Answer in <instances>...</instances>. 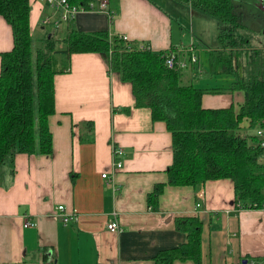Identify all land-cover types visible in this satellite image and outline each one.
Returning a JSON list of instances; mask_svg holds the SVG:
<instances>
[{
	"label": "crops",
	"instance_id": "0c3cea01",
	"mask_svg": "<svg viewBox=\"0 0 264 264\" xmlns=\"http://www.w3.org/2000/svg\"><path fill=\"white\" fill-rule=\"evenodd\" d=\"M108 1L111 13L99 7L84 8L55 28L41 22L53 8L45 1L30 0L32 34L38 28L44 35L52 31L57 36L70 28L108 30L111 40L124 34L135 47L174 51L188 63L180 69L184 78L198 87L229 88L235 80L225 71H208L210 52L221 46L222 24L217 17L179 0ZM233 2L241 14V28L245 23L259 27L255 33L263 48L264 11L259 0ZM251 2L259 5L261 16L244 12ZM185 10L197 21L191 27L178 21L177 14ZM209 15L217 20V32L204 44ZM12 47L11 25L0 15V70L1 53ZM191 48L196 61L191 60ZM62 67L54 77L55 113L49 116L53 152L18 153L15 172L10 162L4 165L0 264H155L153 257L160 250L187 240L186 233L175 227L179 216H198L203 221L201 264H244V258L253 263L252 259L264 257V206L241 208L229 178L207 180L195 187L168 184L172 133L164 120L152 119L149 107H133L132 84L122 80L118 71L109 70L108 57L76 52ZM219 73L223 74L217 77ZM244 102L241 89L205 93L202 98L206 108L234 105L236 112ZM124 106H132L131 112L114 110ZM113 146L123 150V167L117 171ZM103 172L108 176L103 177ZM158 183L165 186L153 207L148 195ZM201 188L203 199L198 193ZM58 205L78 217L64 222ZM115 217L121 229L112 232L107 224ZM26 219L36 225L25 226ZM173 264L197 263L188 259Z\"/></svg>",
	"mask_w": 264,
	"mask_h": 264
},
{
	"label": "trees",
	"instance_id": "16d2710c",
	"mask_svg": "<svg viewBox=\"0 0 264 264\" xmlns=\"http://www.w3.org/2000/svg\"><path fill=\"white\" fill-rule=\"evenodd\" d=\"M93 1L69 0L83 9H90ZM179 1L228 24L219 32L221 46L209 54V68L236 73L229 88L198 87L184 78L183 70L167 66L165 55L169 51L135 47L120 37L111 40L108 30L70 28L63 36L47 31L42 45L36 47L30 0H0V15L11 25L13 34L12 49L1 53L0 182L6 163L10 162L15 172L18 153L53 152L49 116L55 113L54 77L64 70L57 68L59 61L68 63L76 52H99L108 57L110 71H118L122 80L132 84L133 107H149L152 119L164 120L171 131L173 163L167 169L168 184L195 187L207 180L229 178L241 208L264 206V147L256 135V129L264 126V49H250L253 47H248V37L244 39L247 44L239 43L242 40L235 30L242 26V20L233 0ZM242 44L246 49L237 51L236 46ZM237 58L244 63L242 75L234 68ZM237 89L245 92V102L238 112L234 105L206 108L202 104L205 93ZM131 109L114 108L125 113ZM245 119L248 128L241 125ZM164 186L158 183L149 193L151 206H157ZM175 227L186 233L187 240L160 250L153 257L155 264L188 259L201 264L203 221L198 216H179ZM252 260L246 264H264V257Z\"/></svg>",
	"mask_w": 264,
	"mask_h": 264
},
{
	"label": "built area",
	"instance_id": "2783aa9c",
	"mask_svg": "<svg viewBox=\"0 0 264 264\" xmlns=\"http://www.w3.org/2000/svg\"><path fill=\"white\" fill-rule=\"evenodd\" d=\"M48 3L54 10L52 14H48L42 18V23L44 25H54L55 28H57L58 25H60L63 22H68L72 18H74L80 11L83 10L80 6L77 5H71L69 0H42ZM108 0H95L90 3V8L99 7L102 11L111 13L109 7H108ZM259 4L261 9L264 11V0H259ZM120 38H122L125 41H128V36L124 34L119 35ZM192 49V48H191ZM191 60L196 61V56L193 53V49L191 50ZM165 62L169 68L172 69H183L185 68L188 63L183 58L177 56V54L174 51H169L165 55ZM256 135L258 137L259 143L262 147H264V126L258 127L256 129ZM123 155V150L121 147L113 146V167L115 171L121 169L123 167V161L121 159V156ZM103 177H107L108 173L103 172ZM199 198H204V189L201 188V190L198 192ZM200 205V202L197 203V206ZM57 211L59 215H61L62 220L64 222H69L71 220L76 219L78 216L75 213H71L66 211L64 205H58ZM36 222L32 221L30 219H26L25 226H35ZM107 228L112 231L116 232L121 229L119 220L116 219V217L109 221L107 224Z\"/></svg>",
	"mask_w": 264,
	"mask_h": 264
},
{
	"label": "rangeland",
	"instance_id": "374dc122",
	"mask_svg": "<svg viewBox=\"0 0 264 264\" xmlns=\"http://www.w3.org/2000/svg\"><path fill=\"white\" fill-rule=\"evenodd\" d=\"M245 6H246V8H245L244 12L250 13V14L256 13V16H261L262 15L263 10L261 9L262 10V12H261L260 7H259V5L256 2L248 3ZM177 15H179V18H178L179 22H182V23H184L186 25H189L190 27H191V24H193V23L196 24L197 23L196 20H195V22H193V19H195V18L192 19L193 13L191 11L185 10L182 14H177ZM209 17L210 18H206L207 22L205 23V29H206V32L208 33V37L205 39L204 44H207V43L209 44V41L213 37V34H215V32H217V24H216L217 20H216V18L213 17V16H210V15H209ZM41 22H42V20H41ZM220 22L222 24L221 28L228 27V24L225 23L224 21L220 20ZM261 24H262V21L259 22L258 26L261 25ZM213 26H215L216 28L213 27ZM48 27L50 28L51 26H47V28ZM239 28H241V27H239ZM239 28L236 31L238 33L237 36H240L238 38H241V40H242V41H240L238 39L239 43H244V39L248 36V38L251 39V41L248 43V47H253V48H250V49H254V50L264 49V47L262 48L260 46V44H258V43H260L259 42L260 40L258 41V39L256 38V33L255 32H257L259 30V27L254 26L253 23L250 26H248L245 23L244 26L241 29H239ZM248 28L250 30L249 32H248ZM243 30H245L247 32V34H245V33L242 34L241 31H243ZM43 33H44V30L42 31V29H40V28L36 29V32L33 33L34 45L36 47L42 45L44 37H45V35ZM252 43L256 44V45L253 46ZM244 44H247V43H244ZM244 44H242L240 46H236V48H237L236 50L237 51H243L242 49H246L245 48L246 46H243ZM227 52H228V49H227ZM233 62H234L235 71H238V74L242 75V73H243V64H244L243 60L239 59L238 62H237V60H233ZM62 66H63V62L59 61V63L57 64V68H61ZM208 71L210 72V68H208ZM222 72L224 73V71H222ZM223 73H219V75L217 74V77H219ZM226 74L230 75V77L235 78L234 72H228ZM247 124L248 123H247L246 120H243L241 122V125L243 127H247L248 128L249 125H247ZM262 126L263 125H261L260 127H262ZM250 131H253V130H250Z\"/></svg>",
	"mask_w": 264,
	"mask_h": 264
},
{
	"label": "water",
	"instance_id": "95a60500",
	"mask_svg": "<svg viewBox=\"0 0 264 264\" xmlns=\"http://www.w3.org/2000/svg\"><path fill=\"white\" fill-rule=\"evenodd\" d=\"M50 37V36H49ZM248 262V259H243V263L246 264Z\"/></svg>",
	"mask_w": 264,
	"mask_h": 264
}]
</instances>
